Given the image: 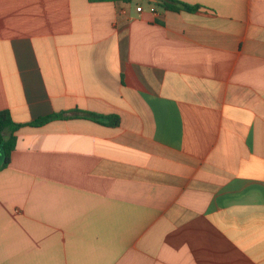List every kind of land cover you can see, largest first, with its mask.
<instances>
[{"label":"crops","instance_id":"0c3cea01","mask_svg":"<svg viewBox=\"0 0 264 264\" xmlns=\"http://www.w3.org/2000/svg\"><path fill=\"white\" fill-rule=\"evenodd\" d=\"M0 0V264H264V0Z\"/></svg>","mask_w":264,"mask_h":264},{"label":"trees","instance_id":"16d2710c","mask_svg":"<svg viewBox=\"0 0 264 264\" xmlns=\"http://www.w3.org/2000/svg\"><path fill=\"white\" fill-rule=\"evenodd\" d=\"M91 1H112V0H91ZM164 10L172 11H188L193 12L198 10L199 6H192L178 0H159L157 3ZM70 118H84L93 122L107 125L117 126L119 124V118L117 116H104L92 112L86 111H75L70 115L66 113H54L45 117H41L33 122L21 124L13 121L11 114L8 110L0 111V149L3 151L2 166L5 167L10 162L11 152L14 150L16 145L15 132L24 125L40 127L48 122L61 119Z\"/></svg>","mask_w":264,"mask_h":264},{"label":"rangeland","instance_id":"374dc122","mask_svg":"<svg viewBox=\"0 0 264 264\" xmlns=\"http://www.w3.org/2000/svg\"><path fill=\"white\" fill-rule=\"evenodd\" d=\"M0 161H3V151L0 149Z\"/></svg>","mask_w":264,"mask_h":264}]
</instances>
